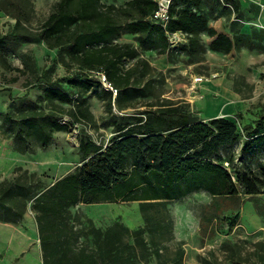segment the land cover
Listing matches in <instances>:
<instances>
[{"label": "rangeland", "instance_id": "374dc122", "mask_svg": "<svg viewBox=\"0 0 264 264\" xmlns=\"http://www.w3.org/2000/svg\"><path fill=\"white\" fill-rule=\"evenodd\" d=\"M20 1L31 14L30 21L23 23L28 35L17 34L15 39H9L5 51L11 65L20 70L0 66V182L18 180L29 183L30 189L40 187L38 192L44 191L82 164L78 147L82 137L106 145L116 134L117 125L131 124L136 128L138 116L143 121H153L155 128L162 130L164 125L153 117L170 119L182 115L188 120L223 116L234 121L239 137L234 144L221 147L222 164L230 171H246L261 179L264 146L254 145L243 152L241 145L245 139L242 126H254L264 113V0H234L239 3L238 10L229 0H201L197 11L208 24L237 40L238 45L230 52L212 50L203 30L197 33L198 41L192 46L188 33L167 32L168 45L163 51L156 33L147 37L143 45L137 34L113 37V42L130 43L137 49V56L124 59L122 64L135 71L131 84L118 87L113 94L95 76H90L92 87L87 92L72 88L68 79L81 75L78 63L68 57L67 47L49 49L35 35L58 0ZM101 1L117 7L114 16L120 23L138 17L135 9L126 6L128 0ZM14 21L0 11V32L11 31ZM212 73L216 75L208 80H195L196 76ZM12 77L16 80L10 81ZM44 77L49 85L65 91L71 101L46 99ZM81 101L88 110L85 117L78 114ZM4 113H9L13 121H4ZM27 118L44 124L46 129L48 119L65 123L68 128L52 132L49 143L43 146L25 122ZM210 199L208 192L198 190L167 201L172 239H166V232L144 231L140 236L144 243H136L124 230L144 227L139 202H80L71 206L64 233H69L72 248L65 264H73L79 251H95L96 229L101 235H121L117 251L123 259L117 264H174L179 261L176 251L180 249L181 264H264V183L259 182L258 193L242 195L239 218L231 230L214 224V232L204 236L199 231V217ZM22 209L21 217L14 209L0 210V264H44L33 200L28 199ZM234 211L224 214L230 216Z\"/></svg>", "mask_w": 264, "mask_h": 264}, {"label": "trees", "instance_id": "16d2710c", "mask_svg": "<svg viewBox=\"0 0 264 264\" xmlns=\"http://www.w3.org/2000/svg\"><path fill=\"white\" fill-rule=\"evenodd\" d=\"M21 2L0 0V11L15 19L11 31L0 32V66L6 70H20L7 59L8 40L15 39L17 34L28 35L23 23L30 21L31 14ZM229 2L234 10L239 9L237 1ZM200 5L201 0H171L168 21L162 26L147 17L150 15L152 18L157 8L154 0H128L126 6L135 9L138 17L128 18L124 23L118 22L114 16L117 7L101 0H58L35 35L49 49L67 47L68 57L78 63L81 75L80 78L68 79L72 88L80 93L87 92L92 87L89 71L102 70L117 92L118 87L131 84L135 72L133 68H123L124 59L137 56L135 46L112 41L121 33L137 34L142 45L147 37L156 33L162 42V51L168 45L166 33L176 31L191 36L190 46L198 41L197 33L201 30L206 32L208 46L212 50L230 52L238 45L228 32L208 24L207 18L197 11ZM44 79L47 86L43 88V95L46 99L71 101L65 91L49 85L47 77ZM15 80L16 77L10 78V81ZM107 91L113 94L108 88ZM81 106L78 114L85 117L88 110L84 101H81ZM166 111L175 112L176 109ZM153 118L163 124L164 129H156L153 121H143L138 116L135 118L136 128L131 124L117 125L116 134L106 145L82 137L78 146L82 164L74 172L56 179L44 191L38 192L40 187L30 189L29 183H19L18 180L0 182V210L14 209L17 217H21L26 201L33 200L38 213L37 229L45 255L44 264H65L70 260L72 245L69 233H64L66 213L69 207L80 202H139L144 227L132 230L124 227L136 243H144L140 237L144 231L166 232V239L171 240L172 217L166 209V202L179 200L198 190L211 195L199 217L202 235L213 233L214 224L227 230L236 225L242 195L258 193L259 182L264 183V166L261 167V179H255L246 171H230L222 164L224 159L220 149L238 140L237 124L223 116L208 120H188L184 115L170 119ZM3 120L12 122L13 118L4 113ZM25 122L39 136L43 146L49 143L52 132L68 128L67 124L56 119L47 120V129L32 118L25 119ZM263 127L264 113L254 126H242L245 137L241 145L243 152L252 150L254 145L264 146ZM17 134L21 135V131L18 130ZM127 161L129 168H126ZM231 210H235L232 215L224 214ZM121 241L117 232L101 235V231L96 229L95 251H79L73 264H117L123 259L117 251ZM55 253L57 258L49 259ZM155 253L159 256L158 250ZM181 256L180 249L176 251L179 261L174 264H181Z\"/></svg>", "mask_w": 264, "mask_h": 264}, {"label": "built area", "instance_id": "2783aa9c", "mask_svg": "<svg viewBox=\"0 0 264 264\" xmlns=\"http://www.w3.org/2000/svg\"><path fill=\"white\" fill-rule=\"evenodd\" d=\"M157 3V8L152 14V18L156 21L162 24V26H165V24L168 21V6L171 3V0H154ZM90 76H95L102 85L107 89L112 90V92L116 93V89L111 85L110 82L107 81L106 76L102 70H90L89 71ZM216 73H212L210 76L208 75H199L196 76V81H203L208 80L211 77L215 76Z\"/></svg>", "mask_w": 264, "mask_h": 264}]
</instances>
